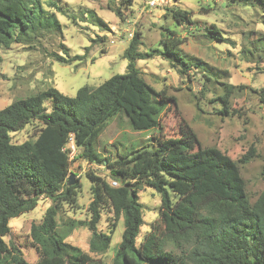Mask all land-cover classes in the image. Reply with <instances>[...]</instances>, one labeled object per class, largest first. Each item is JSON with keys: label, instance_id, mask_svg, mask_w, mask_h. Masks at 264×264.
Returning <instances> with one entry per match:
<instances>
[{"label": "trees", "instance_id": "obj_1", "mask_svg": "<svg viewBox=\"0 0 264 264\" xmlns=\"http://www.w3.org/2000/svg\"><path fill=\"white\" fill-rule=\"evenodd\" d=\"M258 1L264 4V0ZM133 2L108 0L107 9L124 21V10ZM46 5L48 9L43 0H0V48L9 49L13 44L44 47L43 40L51 35L63 39L55 12L66 13L69 6L63 0H47ZM167 12L165 17L170 16L178 26H195L189 11L174 6ZM90 13L99 26L106 27L94 11ZM204 29L208 39L224 41L216 25ZM163 30L159 55L180 75H186L191 64L180 50L186 38L172 29ZM99 40L103 42V38ZM141 44L142 34L136 31L124 53L128 66L123 75L97 87L84 86L75 97L49 87L0 110V264H30L21 250L8 247L4 238L10 233L9 221L33 211L42 197L50 199L51 206L40 223L31 226L36 264H102L90 253L102 255L110 250L113 230L121 219L124 231L112 264H264V191L251 202L241 173V166L255 157L254 149L234 161L217 147H203L184 120L178 136L165 134L162 116L171 106L176 107L177 101L168 95L167 87L156 91L142 77L137 62L154 57L156 51L142 53ZM59 45L63 53L55 51L49 57L64 65L84 61L90 50L87 47V54L70 56L64 43ZM242 89L225 85L219 98L223 117L236 114L232 98ZM255 94L264 107V88ZM121 111L134 131L154 130L156 134L154 145L114 160L103 157L95 144ZM31 124L36 125L34 139L14 143L11 134ZM78 162L108 171V179L93 171L85 174L92 196L85 221L62 213L64 204L77 203L81 189L75 170ZM71 175L76 183L70 186ZM145 187L154 189L161 203L158 218L137 245L143 224L138 191ZM104 214H112L110 233L98 228ZM76 227L91 232L89 252L66 242Z\"/></svg>", "mask_w": 264, "mask_h": 264}, {"label": "rangeland", "instance_id": "obj_2", "mask_svg": "<svg viewBox=\"0 0 264 264\" xmlns=\"http://www.w3.org/2000/svg\"><path fill=\"white\" fill-rule=\"evenodd\" d=\"M44 6L47 8V0ZM68 4L66 13L56 11L63 27V39L51 35L43 46L13 44L9 49L0 48V110L16 100L45 91L49 87L75 97L84 86L97 87L115 75L127 72L128 60L124 53L134 33L142 34V53L154 52L155 56L139 60L137 68L142 77L156 91L168 88V95L176 98L162 116L165 134L178 136L184 120L196 133L203 147H217L234 161L240 160L254 149V158L241 166L247 193L254 202L264 191V107L255 92L264 88V4L258 0H169L164 7H150L152 0H134L129 10H124V21L107 9L108 0H63ZM177 6L189 11L195 26L181 27L168 14V8ZM204 8H210L205 10ZM90 11L105 22L99 26ZM71 16V18L69 17ZM216 25L223 42L208 39L205 27ZM163 28L179 33L186 42L180 50L189 60L190 71L180 75L169 61L159 55ZM103 38V42L99 40ZM91 40H97L92 43ZM70 50V56L84 54L87 58L70 65L60 64L49 57L59 51L60 43ZM63 53L62 51H59ZM243 86L232 98L236 114L223 117L220 97L225 85ZM49 106L51 102H46ZM36 125L31 124L18 133H12L14 143L33 140ZM156 131H134L121 111L110 121L96 141V149L103 157L120 159L124 154L145 145H154ZM75 153V150H73ZM81 182L75 205H63V214L77 221L89 218L88 206L92 201L88 171L108 179V171L87 162L75 164ZM142 204L143 224L136 239L138 245L150 225L158 218L161 199L152 188L138 191ZM51 206L42 197L37 207L9 221L10 233L4 238L8 247L19 248L30 264H36L38 255L32 246L30 230L42 220ZM61 228V213L57 217ZM99 230L110 233L113 229L112 214H104ZM110 250L102 255L91 254L95 262L112 264L124 231L121 219L113 230ZM91 232L87 227H76L66 242L89 252Z\"/></svg>", "mask_w": 264, "mask_h": 264}, {"label": "built area", "instance_id": "obj_3", "mask_svg": "<svg viewBox=\"0 0 264 264\" xmlns=\"http://www.w3.org/2000/svg\"><path fill=\"white\" fill-rule=\"evenodd\" d=\"M169 3V0H152L149 5L150 7H164L166 5H168ZM72 149L75 150V148L72 146ZM113 185L114 186H117V183L116 182H113Z\"/></svg>", "mask_w": 264, "mask_h": 264}, {"label": "water", "instance_id": "obj_4", "mask_svg": "<svg viewBox=\"0 0 264 264\" xmlns=\"http://www.w3.org/2000/svg\"><path fill=\"white\" fill-rule=\"evenodd\" d=\"M69 180H70V181H69L68 184H69L70 186H71V185H74V184L76 183L74 175H71L70 178H69Z\"/></svg>", "mask_w": 264, "mask_h": 264}]
</instances>
